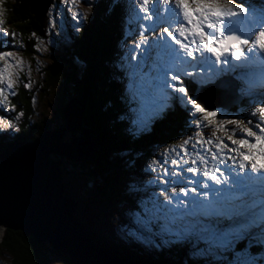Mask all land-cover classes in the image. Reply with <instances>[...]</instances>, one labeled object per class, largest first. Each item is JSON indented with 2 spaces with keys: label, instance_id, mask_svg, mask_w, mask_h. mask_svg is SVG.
<instances>
[{
  "label": "snow or ice",
  "instance_id": "obj_1",
  "mask_svg": "<svg viewBox=\"0 0 264 264\" xmlns=\"http://www.w3.org/2000/svg\"><path fill=\"white\" fill-rule=\"evenodd\" d=\"M55 8L53 4V13ZM79 16L75 13L72 19L79 23ZM2 17L0 9V35L8 36ZM132 20L139 40H134L129 55L137 63L127 73L137 105L128 117L129 133L139 134L177 106L192 117L195 131L150 161V171L162 169L158 182L163 189L157 193L148 191L150 185L131 186L145 195L133 213L137 230L128 235L156 247L157 239L185 244L195 264H218L222 259L257 264L240 244L249 240L264 247V0H133ZM49 23L55 27L54 14ZM148 32L153 35L146 36ZM11 35L15 39V33ZM145 66L151 69L150 79H145ZM196 69L208 75L209 83L225 70L239 72L240 94L255 98L259 89L261 99L242 116L218 119V111L190 95L184 78L197 75ZM23 70L15 52L0 51V105L7 108L8 95H16L14 85ZM0 125L14 127L11 120L0 119ZM203 128H210L211 134L205 136ZM224 253H231L230 258Z\"/></svg>",
  "mask_w": 264,
  "mask_h": 264
},
{
  "label": "rangeland",
  "instance_id": "obj_2",
  "mask_svg": "<svg viewBox=\"0 0 264 264\" xmlns=\"http://www.w3.org/2000/svg\"><path fill=\"white\" fill-rule=\"evenodd\" d=\"M100 1L102 0H77V3L75 4H64L61 3L60 0H56V2L54 3L56 5L55 12L53 13V9L51 7L50 13L48 15L49 21L52 19L53 14L55 15L56 24L55 27H52L48 21V27L46 29H43L44 33L42 34L44 36L47 35V37L43 40H37L36 34L34 35V33L28 34L27 37L23 36L25 38H23L24 40L21 39L22 41H19L16 35L15 39H13L11 35L13 33L12 29L9 28V26L5 24V22L2 25L4 31L9 33V35H0V39H8L11 46L9 48L5 46L1 48V51L15 52L16 56L23 61L24 66V70L19 73V81L14 85V91L16 95H8V98L5 101V104H7V108L3 105H0V119H2L5 123L11 120L14 125L13 128L8 129H3V126L0 125V129H3L0 130V139L4 140L3 142L5 143L6 141H13L12 143H6V145L14 144L13 146H16L27 142L14 141L15 135L18 133L19 128L24 123H27L29 127V131L26 134V136L29 137L30 135H34L35 131L38 130L39 126H43L45 121H47V125L52 124V120L54 119L56 122L60 121L59 110L62 109L61 107L64 98V92L68 88L65 86L63 87V85L61 84L57 86L56 84L50 82V80L47 78L49 77L48 73L51 69L49 67L53 63L54 59V62H56V57H62L63 59L67 58V49L72 43L70 34L78 36L81 33L83 28L89 22L95 5ZM116 1H121V5H118L122 8L123 19H125L123 28L121 29L122 39L125 40V42L122 40V44L125 45V47H122L121 43L118 44V47L124 52L125 59L128 61L129 65L127 67V71L129 72L132 65L137 63L136 61L129 60L130 51L132 49L134 40H139V36L137 35L138 28L135 20H132L130 22V4L133 3V0ZM254 2L259 4L260 0H254ZM0 9L3 10L4 15L5 9L3 6V0H0ZM75 13L80 14V16L77 18L79 20V23H77V20L72 19V16ZM128 25L129 27H133L135 29V32H132V29H128ZM77 27H79V31H76ZM145 35L151 37L153 33L148 32L145 33ZM21 44L23 45L22 48L20 47ZM137 55L140 62L143 63V58L139 55V53H137ZM149 64H151V61H149ZM81 71L84 72V66H82ZM144 72L147 74L145 79H150L152 75L150 67L145 66ZM196 73L197 75H195L194 77H185V83L188 86V83L191 82L193 84V87H199V89L195 92V97H197L199 103L204 105L209 110L218 111L220 113L218 119H224L234 115L242 116L250 110L251 106L257 104L261 99V96L258 94L259 89L256 90L257 94L255 95V98L240 94L239 90L242 87V83L241 79L238 78L241 75L239 72L232 73L229 70H225L224 73L220 75L214 83L207 82L208 75L201 73L200 69H196ZM25 83H29L30 87L25 88ZM228 86L236 88V94L238 93V96L240 95V102L239 99L236 100L233 105H228L229 103L224 102V106L226 107L219 106L216 107V109H211L214 108V105L212 104H204L207 102V98L204 95L208 90H211V87L214 88L213 92L215 93L216 91V94L220 97L221 93L224 92V87ZM132 88L133 86L127 85V91L129 93H131ZM198 92L199 94L197 96ZM201 92L203 93L201 97H204L206 100L202 101L201 99H198ZM233 92L231 95L232 97L235 93ZM18 101L21 102L20 105L17 104ZM242 101H247L248 103L240 105ZM218 105H220V103ZM170 109H172L171 112L181 110L187 113L183 106H177ZM20 113H23V115H19ZM18 116L19 119H17ZM159 119L163 120L164 116L156 118L154 120L158 121ZM154 120L150 122L151 125L153 124ZM189 120L192 121V117L190 115ZM190 126L191 127L188 129V134L182 135V137L173 145H176L182 139L193 135V132L195 131V125L192 124ZM53 130L54 129H52V131ZM202 131L205 136H209L212 130L210 128H203ZM2 145L4 146V144ZM173 145L155 147L154 156L151 159H146L144 164L139 166V170H135L136 165L129 160L127 155H120L117 157L119 166L118 164H116V167L118 169L113 170L112 176L120 182L119 186L122 188V190L120 189L119 201L113 200L109 203V201L107 200V191L104 190L103 192L100 188V186H102V183L99 181L97 182L98 179L94 178L93 180L89 176H82L80 175V172L76 173L75 169H72L71 171L72 177H70L69 179H65V181H67L66 184L70 188V192L73 194L76 200H80L81 202V206L79 207L76 215L81 223V226L84 228V233L86 238L88 239L89 244L92 247L96 248H99L98 245L102 246L103 244H106L104 245L102 252L108 258H110L111 261L114 262V264L118 263L116 258L122 259V257L125 256L127 260H137L142 255H144V258H146L144 263L149 262L147 264H152L155 263L156 259L160 257V253L172 249L173 245L176 246L178 244H181L179 242L163 244L159 239H157L156 243L160 244V247H156L154 245H148L144 243L141 239L128 235L130 231L137 230L136 224L133 222V213L136 212L135 209L137 208V202L145 195L143 191H132L131 186L136 185L137 187L143 189L145 185H150L148 187V191H156L157 193L161 189H163L165 186L159 184L158 182V176L161 173L162 169L160 167H156V172H152L149 169V165L150 161L153 158L160 159L161 153H163L166 148H170ZM170 158L171 157H169V159ZM58 161L60 162V160ZM71 167L74 168V166L72 165ZM90 167L91 166H89V168ZM82 170H84V167ZM224 170L227 171L226 168ZM86 171L87 173H90L87 168ZM86 171L83 172L86 173ZM185 175L188 174L185 173ZM162 178L171 180L170 177ZM124 190L125 193H134V197L132 193L130 194L132 195L133 202L136 204L135 206L124 201ZM102 193L104 196L101 195ZM160 199L162 200L163 198L161 197ZM187 199L191 200V195H189ZM114 202L115 204H113ZM5 233L6 231L3 228H0L1 239H3ZM115 251L117 252L116 255L114 254ZM143 251L144 254H142ZM249 253L256 259L257 264H264V261H262V256L257 253ZM46 254L50 255L52 253L51 251H48ZM228 254L229 253H227V255L225 254V257H227ZM165 257L168 261V264H186V258H184L185 260H180L178 258L172 259L168 255H166ZM47 258L49 259L50 264H62V262L53 254L51 258H49L48 256ZM147 259H149L150 261ZM221 261H225L224 263L228 264V259H222ZM219 263L221 262H218V264ZM0 264H12L11 256L0 251Z\"/></svg>",
  "mask_w": 264,
  "mask_h": 264
},
{
  "label": "trees",
  "instance_id": "obj_3",
  "mask_svg": "<svg viewBox=\"0 0 264 264\" xmlns=\"http://www.w3.org/2000/svg\"><path fill=\"white\" fill-rule=\"evenodd\" d=\"M115 1L102 0L95 5L90 20L81 33L78 36L70 34L72 43L67 49V58L56 57V62H54L53 57V63L49 67L51 68L48 73L49 77H47L51 83L57 86L61 84L68 88L64 92L62 107L69 99L77 96L86 102L83 123L84 127L90 130V135L95 142V158L92 163L86 164L82 170L83 166L73 168L66 162L63 167L64 178L72 177V169L77 168L82 176H89L93 180L94 178L98 179L97 182L102 183L100 186L102 191H107L109 203L113 200L119 201L120 189L122 190L119 186L120 182L112 176L113 170L118 169L116 167L118 156L127 155L129 160L136 165L135 170H139V166L143 165L146 159H151L154 156L155 147L175 144L182 135L188 134V129L193 124L189 120L188 113L181 110L171 112L172 109H170L163 115V120H154L152 125H148L146 134L144 131L135 136L129 133L128 117L132 115L130 110L133 109L135 102L133 103L132 98L127 96L125 79L127 77L126 70H124L126 64L123 60L125 57L118 47V44L123 40L121 29L125 19H123L122 8L119 6L121 1ZM30 3L31 0H3L4 22L12 29L19 41H22L21 39L30 33L36 34L37 40L47 37V35L39 34L41 25L32 14ZM130 29L132 28L130 27ZM123 41L125 42V40ZM5 46L7 48L11 46L9 40L1 38L0 51ZM82 66H84V72L81 71ZM189 86L192 87L191 84ZM190 89H192L190 95L195 96L196 87ZM244 103L248 102H241V104ZM17 104L20 105L21 102L18 101ZM59 112V122L54 119L52 124L47 125V121H45L43 126H39L37 132L35 131L34 135L29 137L26 136L29 127L27 123H24L15 135L14 141L30 143L47 130L65 126L62 109ZM3 141L0 139V149L2 144L7 146L6 143L13 142L6 141L5 143ZM56 159L62 160L59 157ZM86 168L90 173H87ZM130 193L132 192L125 193L124 190V201L135 206L136 204L132 200L134 193L132 195ZM135 210L137 211V208ZM104 245L106 244L102 245L103 248ZM177 246L173 247L170 252L160 253L159 260L152 264H168L165 257L168 254H174V259L185 260L184 258H186V264H195L191 259L189 247L185 244ZM0 251L11 256L12 264H50L47 256L51 258L52 254L62 264H74L68 256L54 251L50 245H38L32 237H24L21 232L12 230H6L3 239L0 237ZM48 251H51L52 254H46ZM250 252L261 253L260 248L255 245L250 246ZM122 259H126V257ZM139 260L143 264L149 263H144L146 258L142 256Z\"/></svg>",
  "mask_w": 264,
  "mask_h": 264
},
{
  "label": "water",
  "instance_id": "obj_4",
  "mask_svg": "<svg viewBox=\"0 0 264 264\" xmlns=\"http://www.w3.org/2000/svg\"><path fill=\"white\" fill-rule=\"evenodd\" d=\"M55 1L31 0L32 14L41 25L40 35L48 27ZM200 96L198 99L206 100ZM216 96L204 104L211 105L210 99L216 102ZM215 104L211 109L226 107L224 102ZM85 113L86 102L78 96L71 98L62 107L65 126L47 130L33 142L0 149V228L21 232L38 245L48 244L74 264H114L103 250L89 244L76 215L81 202L64 178L66 162L80 168L95 158V142L83 123ZM78 170L75 168L76 173ZM116 260L115 264H142Z\"/></svg>",
  "mask_w": 264,
  "mask_h": 264
},
{
  "label": "bare ground",
  "instance_id": "obj_5",
  "mask_svg": "<svg viewBox=\"0 0 264 264\" xmlns=\"http://www.w3.org/2000/svg\"><path fill=\"white\" fill-rule=\"evenodd\" d=\"M228 90L221 93V96L219 97L217 94H216V91L215 93L213 92V90L205 93V97L208 99V98H211L213 95H217L216 96V102L212 101V99H210L211 102H209L208 104H215L217 102H226V103H229L228 105H233L235 103L236 100L239 99V102H240V95L238 96V93L236 94V91L235 89L236 88H232L231 86L230 87H227ZM228 91V92H227ZM235 93H234V92ZM232 92L234 93L233 97L231 96L232 95ZM201 97V96H200ZM215 100V99H214ZM241 104V103H240ZM6 231V230H5Z\"/></svg>",
  "mask_w": 264,
  "mask_h": 264
}]
</instances>
